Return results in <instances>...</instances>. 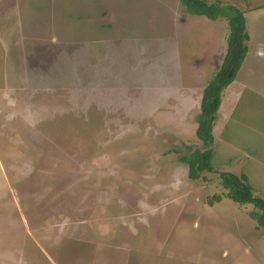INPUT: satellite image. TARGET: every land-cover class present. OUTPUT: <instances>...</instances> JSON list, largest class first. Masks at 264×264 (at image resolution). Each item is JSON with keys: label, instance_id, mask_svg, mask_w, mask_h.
Segmentation results:
<instances>
[{"label": "rangeland", "instance_id": "1", "mask_svg": "<svg viewBox=\"0 0 264 264\" xmlns=\"http://www.w3.org/2000/svg\"><path fill=\"white\" fill-rule=\"evenodd\" d=\"M218 0H207L212 3ZM213 126V171L180 159L228 23L181 0H0V264H264V0Z\"/></svg>", "mask_w": 264, "mask_h": 264}, {"label": "trees", "instance_id": "2", "mask_svg": "<svg viewBox=\"0 0 264 264\" xmlns=\"http://www.w3.org/2000/svg\"><path fill=\"white\" fill-rule=\"evenodd\" d=\"M185 10L196 16H204L210 20L224 18L228 23L226 50L219 69L205 85L202 92L199 113L196 116V135L202 143L198 148L183 155L180 159L188 164V176L192 180L206 178L204 171H213L211 160L214 154L213 126L221 104V95L236 78V75L248 52L249 34L246 28L245 11L234 4L207 0H181ZM221 185L227 190L226 197L238 204H252L254 210L249 216L257 226L264 228V198L256 195L244 173H220Z\"/></svg>", "mask_w": 264, "mask_h": 264}]
</instances>
